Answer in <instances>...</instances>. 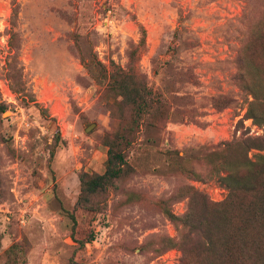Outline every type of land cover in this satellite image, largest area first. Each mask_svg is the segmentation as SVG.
Segmentation results:
<instances>
[{
    "label": "rangeland",
    "instance_id": "rangeland-1",
    "mask_svg": "<svg viewBox=\"0 0 264 264\" xmlns=\"http://www.w3.org/2000/svg\"><path fill=\"white\" fill-rule=\"evenodd\" d=\"M14 1L0 0V264H181L162 206L185 214L188 187L223 201L226 172L204 159L264 138L237 81L264 70V0H17L12 38ZM142 28L138 70L172 118L141 127L132 172L92 212L77 206L80 177L105 172L108 142L131 123L99 70L127 69Z\"/></svg>",
    "mask_w": 264,
    "mask_h": 264
},
{
    "label": "trees",
    "instance_id": "trees-1",
    "mask_svg": "<svg viewBox=\"0 0 264 264\" xmlns=\"http://www.w3.org/2000/svg\"><path fill=\"white\" fill-rule=\"evenodd\" d=\"M17 10L18 1L15 0L10 18L12 27L8 30L12 38L16 36ZM142 35L141 43L131 51L127 69L113 66L107 72L101 66L99 70L109 80L111 90L122 99L119 108H130L131 123L123 134L108 142L105 172L84 173L80 177L81 193L77 206L92 212H100L102 208L99 199L115 182L132 172L126 151L134 143L135 135L141 127L147 125L160 129L172 118L166 99L159 91H154L139 73V56L146 38L143 28ZM242 65L245 66L244 60ZM250 65L253 70L250 67L244 68L237 76V81L254 98L249 104L248 119L261 124L264 123V70H260V66L254 63ZM187 76L194 79L191 72ZM256 79L261 81L262 86ZM21 93L25 102H31L25 89ZM218 148V151L206 156L204 160L213 165L214 172H226L222 180L228 195L223 201L214 202L207 194L188 187L186 198L189 204L185 214L178 216L163 205L164 213L181 229L179 238L170 240L171 247L182 252L181 264H264V155L250 157L253 150L264 151V138L247 137L223 142ZM168 154L174 155L173 152ZM72 218L76 223L75 217ZM94 239L93 234L88 242Z\"/></svg>",
    "mask_w": 264,
    "mask_h": 264
},
{
    "label": "water",
    "instance_id": "water-1",
    "mask_svg": "<svg viewBox=\"0 0 264 264\" xmlns=\"http://www.w3.org/2000/svg\"><path fill=\"white\" fill-rule=\"evenodd\" d=\"M97 127V124L96 123H93V124H91V125H89L87 128H86V132H90V131H92L94 128H96Z\"/></svg>",
    "mask_w": 264,
    "mask_h": 264
}]
</instances>
